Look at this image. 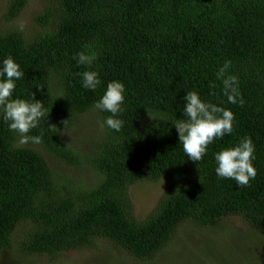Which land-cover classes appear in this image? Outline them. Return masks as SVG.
Masks as SVG:
<instances>
[{
  "label": "trees",
  "instance_id": "trees-1",
  "mask_svg": "<svg viewBox=\"0 0 264 264\" xmlns=\"http://www.w3.org/2000/svg\"><path fill=\"white\" fill-rule=\"evenodd\" d=\"M33 0H9L14 22ZM34 18L28 38L0 28V60L11 55L24 77L14 95L43 101L48 118L19 144L0 118V262L59 258L106 240L139 260L154 259L186 222L204 228L238 217L264 233V0H54ZM98 54L103 84L82 86L88 70L74 56ZM226 60L244 104L227 103L216 73ZM126 85L120 132L107 127L90 153L72 147L62 125L78 122L112 80ZM235 114L234 131L209 145L200 162L179 144L176 119L187 91ZM96 111V110H95ZM101 122L109 113L96 111ZM250 136L257 176L248 186L221 179L214 153ZM48 156L90 170L94 181L54 171ZM96 179V181H95ZM167 181L145 219L134 214L131 188Z\"/></svg>",
  "mask_w": 264,
  "mask_h": 264
},
{
  "label": "clouds",
  "instance_id": "clouds-1",
  "mask_svg": "<svg viewBox=\"0 0 264 264\" xmlns=\"http://www.w3.org/2000/svg\"><path fill=\"white\" fill-rule=\"evenodd\" d=\"M74 59L78 65L88 69L79 73L83 88L95 92L103 84L100 71L91 67L97 61L98 54L81 51ZM231 66L232 61L226 60L218 69L216 78L222 83V94L227 97V103H239L242 106L244 99L239 77L229 72ZM23 77L24 71L13 56L8 55L0 60V118L18 138L19 144H39L42 137L30 133L38 128L41 120L48 118L49 113L43 101L35 98V94L31 99L14 95L17 82ZM126 92V85L119 79L107 83L103 95L93 104L94 110L109 113L101 127L114 132L121 131L124 121L120 117L125 110ZM182 99L184 104L180 111L183 118L174 122L179 144L188 159L200 162L208 153L209 145L233 133L235 114L230 108L205 100L195 90L187 91ZM255 151L256 147L250 136L241 137L235 145L221 147L214 153L217 176L234 180L240 187L248 186L257 176L254 166Z\"/></svg>",
  "mask_w": 264,
  "mask_h": 264
},
{
  "label": "rangeland",
  "instance_id": "rangeland-1",
  "mask_svg": "<svg viewBox=\"0 0 264 264\" xmlns=\"http://www.w3.org/2000/svg\"><path fill=\"white\" fill-rule=\"evenodd\" d=\"M48 5L57 7L54 0H33L14 22L5 20L9 0H0V28L6 31L20 30L28 38L40 29L34 18ZM102 122L94 110L81 115L78 122L65 126V139L72 147L83 153H90L92 141L100 138L104 131ZM47 158L54 171L68 174L73 179L94 181L90 170L82 171L78 166H68L56 158L48 156L44 148L39 149ZM96 181V179H95ZM167 181L141 183L131 188L134 214L137 219H145L156 208L167 186ZM6 256L0 264H11ZM16 262L14 264H19ZM21 264H264V233H258L246 221L238 217L225 220L220 226L204 228L186 222L181 225L173 239L154 259L139 260L106 240H97L95 246L87 250L70 251L59 258H23Z\"/></svg>",
  "mask_w": 264,
  "mask_h": 264
}]
</instances>
